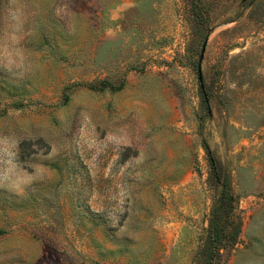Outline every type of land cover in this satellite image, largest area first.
I'll return each instance as SVG.
<instances>
[{
    "label": "rangeland",
    "instance_id": "obj_1",
    "mask_svg": "<svg viewBox=\"0 0 264 264\" xmlns=\"http://www.w3.org/2000/svg\"><path fill=\"white\" fill-rule=\"evenodd\" d=\"M0 264H264V0H0Z\"/></svg>",
    "mask_w": 264,
    "mask_h": 264
},
{
    "label": "trees",
    "instance_id": "obj_2",
    "mask_svg": "<svg viewBox=\"0 0 264 264\" xmlns=\"http://www.w3.org/2000/svg\"><path fill=\"white\" fill-rule=\"evenodd\" d=\"M201 88V86H200ZM204 101L207 102V98L203 96ZM220 196L218 199L214 200L212 210H211V216L212 219L210 220V226H209V247H210V253L209 258L213 255L216 248H218L222 243L224 239H228L231 237L230 234L225 233V226L224 225H217V222H215V219L213 220V217H215L217 214V208L219 206V200L221 197H230L229 194V188H224L223 190H220ZM231 209V203L227 201L223 205V210L230 213Z\"/></svg>",
    "mask_w": 264,
    "mask_h": 264
},
{
    "label": "water",
    "instance_id": "obj_3",
    "mask_svg": "<svg viewBox=\"0 0 264 264\" xmlns=\"http://www.w3.org/2000/svg\"><path fill=\"white\" fill-rule=\"evenodd\" d=\"M198 80L201 82V72H200V70H198ZM200 86L202 88V84Z\"/></svg>",
    "mask_w": 264,
    "mask_h": 264
}]
</instances>
